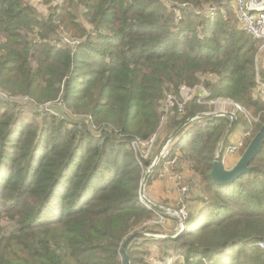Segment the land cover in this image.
<instances>
[{
    "label": "trees",
    "instance_id": "16d2710c",
    "mask_svg": "<svg viewBox=\"0 0 264 264\" xmlns=\"http://www.w3.org/2000/svg\"><path fill=\"white\" fill-rule=\"evenodd\" d=\"M39 1L48 12L0 0V264H125L129 235L161 233L145 225L161 213L140 198L153 159L133 142L164 126L167 95L181 101L180 88L198 84L210 97L196 94L183 111L175 104L164 140L198 116L171 156L196 175L202 207L177 238L134 239L128 255L149 264L156 245L161 259L177 257L171 264H264V146L250 163L257 169L217 184L213 162L232 120L199 116L218 98L259 115L242 154L264 123L259 41L224 17L226 0ZM215 5L209 17L204 9ZM234 112L244 126L247 113Z\"/></svg>",
    "mask_w": 264,
    "mask_h": 264
},
{
    "label": "built area",
    "instance_id": "2783aa9c",
    "mask_svg": "<svg viewBox=\"0 0 264 264\" xmlns=\"http://www.w3.org/2000/svg\"><path fill=\"white\" fill-rule=\"evenodd\" d=\"M226 3L232 6L234 9L240 28L246 32L248 35L254 37L259 41L257 55H256V89H255V95L262 97L264 99V79H263V73L261 70V67L263 69L264 67V0H226ZM170 6V4L168 3ZM218 10V5L215 6H206L204 11L210 15H214L215 12ZM198 12H201L199 10ZM68 42H74L70 40L69 38H66ZM261 70V71H260ZM214 77L213 74L207 73L202 75V79L206 78H212ZM180 96L182 98L181 101H178L177 97L174 94H169L165 98L164 101V112L165 115L162 117L161 126L162 127L166 120L167 116L169 114V111L172 107L177 104L179 111H183L185 103L190 100L193 96L196 94L202 95L201 98L203 100H207L211 93L208 89H206L202 84H198L195 87H187L182 86L180 88ZM210 104H217L221 103L224 105L233 106L235 110L247 112L244 107L233 101L232 99L228 98H218L216 100H208L207 101ZM198 116H195L191 118L192 120L196 119ZM158 130L155 134H153L147 141H140V142H133V145L135 147L141 148L144 150V154L142 153L143 157H148L151 155L153 148L155 147L159 132ZM173 141L169 138L166 140L165 145L162 147L159 156L160 159H167L168 163L170 164H176L178 162V156H171V145ZM244 146V142L242 139H239L235 143L229 144L225 152L227 151L229 154L237 153L241 147ZM158 157V156H157ZM180 218V224L179 227L175 229V232L173 235L179 233L182 229V221L186 219L185 212L182 210ZM153 223H166V217H164L162 214H158L156 218L150 219L145 222V225L153 224ZM261 246H264L262 243H259ZM177 257L173 255H169L165 259H161L158 257L155 253L151 254L148 257V263L149 264H171Z\"/></svg>",
    "mask_w": 264,
    "mask_h": 264
},
{
    "label": "rangeland",
    "instance_id": "374dc122",
    "mask_svg": "<svg viewBox=\"0 0 264 264\" xmlns=\"http://www.w3.org/2000/svg\"><path fill=\"white\" fill-rule=\"evenodd\" d=\"M29 1H31L33 4H36V5L40 3L39 0H29ZM38 7L40 8V10H42L43 13H46L48 12L50 5L39 4ZM231 9L232 8H230V5H229L227 7V10L226 9L222 10V14L224 15V17L225 16L229 17L228 15H226L227 12L230 15L235 17V13ZM214 15H210L209 17H213ZM234 17H231V18L235 20V23L237 24V26L239 25L240 27L239 21H237L238 19ZM263 60H264V55H263ZM261 70L263 73L264 67L263 69L261 67ZM46 106H50V107L52 106L53 108H57L56 105L54 104L53 105L49 104ZM211 106H213V110L211 111V113L217 112L220 110L231 111V112L235 111V108L233 106L224 105L221 103L211 104ZM246 111L247 112L245 113L247 114L244 115L243 117L244 118L246 117L245 119L247 120V123L243 127H247V128L249 127L250 130L249 132H245V129H244L242 137L240 138L243 140L244 144L246 143L245 139L251 135L252 128L254 129L253 123L259 121V115L256 116V114H254L252 111H248V110ZM237 128L238 126L237 127L235 126L233 130L235 131V129ZM168 129L169 128H168V121H167L164 124V126L161 128L158 139L160 136L162 137L163 135L165 136L168 133ZM159 145L160 143L157 140V143L155 147L153 148L151 155L148 157H143V156L142 157L144 159H149L152 157L151 158L153 159L152 162H154L162 149L161 148L162 146H161L159 150ZM136 148L138 149L139 152L141 151V155L142 153L144 154L143 149L138 148V147ZM241 148L239 149L237 153H233V154H229L227 151L224 152L223 154V157L225 158L224 161H226L231 155V159H234L233 163L235 161L237 162L240 156L242 155V153L240 152ZM228 162L229 161H227V163ZM150 167L151 166H149L146 169L145 174L148 172ZM189 171L193 172L191 168H187V167L183 168L182 164L179 163V159L176 164H170L168 163V160H167L164 166L159 169L158 174L154 176L153 180L149 181L148 179L147 181V184L145 186L146 197L150 199L151 201L157 204H160L162 206H165L169 209V214H166V219H167L166 223L149 224L153 228V230H159V228L163 227L161 230V233H158L159 235H173L174 234L175 229L179 227V224H180L179 216H181L182 210L185 212V215L187 216L189 211L196 212L198 211V209L202 207V203H200L197 199L198 195L201 194V187L199 184V180L194 175H190L191 173ZM163 197H167L168 199L166 200ZM156 198H160V200H155ZM151 234H156V233H151ZM155 254L158 256L157 253Z\"/></svg>",
    "mask_w": 264,
    "mask_h": 264
},
{
    "label": "water",
    "instance_id": "95a60500",
    "mask_svg": "<svg viewBox=\"0 0 264 264\" xmlns=\"http://www.w3.org/2000/svg\"><path fill=\"white\" fill-rule=\"evenodd\" d=\"M211 115H216V116H229L232 120L230 123L229 127L226 129L222 141L218 146V151L217 155L214 159L213 162V167L211 171V176L214 182L217 184L223 185V184H228L235 179H237L240 175L245 174L253 169H257V166H251L250 163L251 161L258 155V153L262 150L264 146V123L260 127L259 131L254 135V137L250 140L248 146L246 147L244 153L240 156L238 161L230 168H228L225 165L224 157H223V151H222V145L223 142L225 141L228 132L232 129V127L237 124V117L234 112L231 111H217V112H207L203 113L199 116H211ZM192 121V119H188L185 123L181 124L177 129L173 131L171 136L169 137L170 140L176 139L177 135L186 127L187 124H189ZM160 160V156L155 159L151 167L149 168L148 172L144 175V178L141 183L140 187V198L142 202L150 209H153L161 214H169V209L165 206H162L160 204H157L150 199H148L145 195V186L147 184V181L152 174V172L155 169V166L157 165L158 161ZM186 227V221H182V229L179 233L175 235H159V234H151L148 232H135L129 235L123 244L121 248V256L124 259L125 264H133L129 255H128V246L133 241L134 239H139V238H151V239H175L178 237V235L185 229Z\"/></svg>",
    "mask_w": 264,
    "mask_h": 264
},
{
    "label": "crops",
    "instance_id": "0c3cea01",
    "mask_svg": "<svg viewBox=\"0 0 264 264\" xmlns=\"http://www.w3.org/2000/svg\"><path fill=\"white\" fill-rule=\"evenodd\" d=\"M238 126V128L237 129H235V131L233 132H231V134L229 135V144H231V143H235V142H237L241 137H242V134H243V132H244V127H243V125L242 124H238L237 125ZM236 126V127H237ZM165 138H164V135H163V137L162 136H160L159 137V139H158V142L160 143V145H159V150H160V147L163 145L164 146V144H165V142H166V140H164ZM165 141V142H164ZM233 156V155H232ZM224 160H225V158H224ZM227 161H229L228 163H227ZM233 161H234V159H231V155H230V157L225 161V165L228 167V168H230V167H232L234 164H235V162L233 163ZM182 166H183V168L184 167H187V168H190L189 166H187V164H182ZM184 172V171H183ZM190 172V171H189ZM191 174L190 175H194L195 177H196V175L193 173V172H190ZM164 199H168L167 197H163ZM155 200H160V198H156ZM166 221H167V219H166ZM153 250H154V252L155 253H157L158 255H159V247L158 246H154V248H153Z\"/></svg>",
    "mask_w": 264,
    "mask_h": 264
}]
</instances>
